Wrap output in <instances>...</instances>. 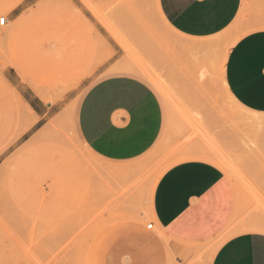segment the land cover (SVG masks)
<instances>
[{
	"label": "rangeland",
	"instance_id": "374dc122",
	"mask_svg": "<svg viewBox=\"0 0 264 264\" xmlns=\"http://www.w3.org/2000/svg\"><path fill=\"white\" fill-rule=\"evenodd\" d=\"M87 1L109 29L98 30L70 0H37L34 12L18 17L0 9L9 18L0 25V264H130L136 252L154 258L150 236L160 230L148 227L152 187L165 166L193 154L160 140L140 158L117 161L81 139L84 94L117 73L141 76L164 96L181 146L189 117L200 113L192 106L210 103L234 127L242 114L243 149L206 155L227 172L239 208L188 264H210L221 242L239 232H264V122L236 104L224 78L225 57L247 30L242 14L204 50L166 23L158 0ZM10 89L42 111L21 137L35 115L25 111L19 125L13 122Z\"/></svg>",
	"mask_w": 264,
	"mask_h": 264
},
{
	"label": "crops",
	"instance_id": "0c3cea01",
	"mask_svg": "<svg viewBox=\"0 0 264 264\" xmlns=\"http://www.w3.org/2000/svg\"><path fill=\"white\" fill-rule=\"evenodd\" d=\"M70 1L74 4L71 9L98 30L109 29L100 24L97 17L100 12L87 0ZM36 3L37 0H0V9L18 17L33 11ZM158 6L171 28L193 41L189 43L192 48L204 50L219 39L206 41L208 38L219 35L242 14L247 30L238 35L227 54L224 78L231 96L227 94L242 109L258 115L253 122H264V0H191L188 5L180 6L176 22L168 15L164 0H158ZM8 93L13 122L19 125L22 113L35 115L34 122L21 137L40 121L42 111L36 109L38 115L13 89ZM41 96L46 100L45 94ZM164 99L145 78L117 73L93 82L78 107L79 135L102 157L134 160L160 140L171 143L184 156L193 154L183 156V160L168 164L159 172L150 202L153 226L160 230L150 236L156 247L155 253L150 254L154 258L147 261L136 252L130 264H188L201 254L207 240L225 230L239 208L227 172L206 155L216 158L219 152L243 149L242 114H236L237 121L241 120L234 127L220 108L213 109L207 102L192 106L191 109L200 113L198 117H189L188 138L181 146L177 129L180 124L173 119L171 104V112L167 113ZM197 126L202 128V133L196 132ZM262 235L261 231H244L229 237L225 242L239 238V251L225 255L222 244L210 264H223L225 260L229 264H260L258 241Z\"/></svg>",
	"mask_w": 264,
	"mask_h": 264
},
{
	"label": "snow or ice",
	"instance_id": "6c2138e0",
	"mask_svg": "<svg viewBox=\"0 0 264 264\" xmlns=\"http://www.w3.org/2000/svg\"><path fill=\"white\" fill-rule=\"evenodd\" d=\"M191 0H164L165 9L168 12V15L176 22V17L180 14V6L188 5ZM5 21L0 20V23H4ZM180 26L179 24L177 25ZM223 253L225 255H235L237 251H239L238 245L240 244V240L238 237H233L230 241H222ZM258 250L261 255L260 264H264V235L260 236L258 241ZM223 264H229L227 260L223 262Z\"/></svg>",
	"mask_w": 264,
	"mask_h": 264
},
{
	"label": "built area",
	"instance_id": "2783aa9c",
	"mask_svg": "<svg viewBox=\"0 0 264 264\" xmlns=\"http://www.w3.org/2000/svg\"><path fill=\"white\" fill-rule=\"evenodd\" d=\"M0 20L5 21L4 23H0L1 26H4V25H6V24L9 22V21H8V17L5 16V15L1 16V17H0ZM153 224H154V222L149 223V224H148V227H149V228H152V227H153Z\"/></svg>",
	"mask_w": 264,
	"mask_h": 264
},
{
	"label": "bare ground",
	"instance_id": "6f19581e",
	"mask_svg": "<svg viewBox=\"0 0 264 264\" xmlns=\"http://www.w3.org/2000/svg\"><path fill=\"white\" fill-rule=\"evenodd\" d=\"M218 39V38H217ZM221 39V38H220ZM219 40V39H218ZM217 41V40H216ZM222 40H220L219 42H221ZM233 42V41H232ZM213 43H215V42H213ZM216 43H218V42H216ZM233 44H234V42H233ZM213 45V44H212ZM213 47V46H212ZM228 54V53H227ZM227 58V55H226V57H225V59ZM226 89H227V92H228V94L231 96V93H230V91H229V89L227 88V86H226ZM46 100L48 99V96H45L44 97ZM25 109V108H24ZM17 140V139H16ZM12 183V182H11Z\"/></svg>",
	"mask_w": 264,
	"mask_h": 264
}]
</instances>
